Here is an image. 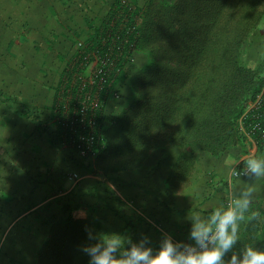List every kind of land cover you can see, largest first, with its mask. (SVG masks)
Masks as SVG:
<instances>
[{"label":"crops","instance_id":"crops-1","mask_svg":"<svg viewBox=\"0 0 264 264\" xmlns=\"http://www.w3.org/2000/svg\"><path fill=\"white\" fill-rule=\"evenodd\" d=\"M114 2L2 0L0 53L8 67L1 68L12 79H0V264H34L49 221L58 217L105 215L109 223L116 222L113 207L119 200L125 211V205L138 207L171 236L188 242V214L215 207L227 186L239 183L227 178V168L247 152L238 158L198 154L191 182L176 193L167 188L171 167L180 154L177 147L152 153L133 170L84 172L86 161L67 145L55 106L75 40L90 37ZM15 33L24 39H15ZM7 40L17 53L16 57L11 53L12 60L19 63L9 61L10 51L3 48ZM256 153L264 154V148ZM72 171L80 173V181L67 178ZM241 180L249 182L248 177ZM251 205L249 215L264 213V191L255 194ZM260 218L264 222V214ZM157 229L144 224L141 230L153 247L162 237ZM125 233L133 235L130 226Z\"/></svg>","mask_w":264,"mask_h":264},{"label":"trees","instance_id":"trees-1","mask_svg":"<svg viewBox=\"0 0 264 264\" xmlns=\"http://www.w3.org/2000/svg\"><path fill=\"white\" fill-rule=\"evenodd\" d=\"M119 1L99 20L92 39H98ZM129 1L140 17L136 59L116 83L120 98L107 106L115 111L107 116L104 129L102 120L103 146L94 165L103 174L133 170L152 153L177 147L180 154L167 188L176 193L191 182L198 154L238 158L247 151L238 118L260 88L264 65L258 70L242 57L241 48L264 19V0ZM84 161L85 173H97ZM121 202L113 207L116 222L109 223L105 215L50 220L34 264H88L80 251L89 242L86 229L126 235L130 226L133 240L140 238L144 224L165 231L138 207L125 205L126 212ZM257 214L243 224L241 245L254 241L255 247L264 248V213Z\"/></svg>","mask_w":264,"mask_h":264},{"label":"built area","instance_id":"built-area-1","mask_svg":"<svg viewBox=\"0 0 264 264\" xmlns=\"http://www.w3.org/2000/svg\"><path fill=\"white\" fill-rule=\"evenodd\" d=\"M139 24L135 6L129 0H120L113 14L105 18L106 27L101 29L98 39L81 38L74 42L63 71L55 112L67 145L81 159H95L103 146L101 123L108 104L120 98L116 87L119 77L135 62ZM238 126L247 145V155L264 147V73L259 90L247 100L238 118ZM67 178L77 182L80 175L72 171ZM230 192L229 185L224 202L230 199Z\"/></svg>","mask_w":264,"mask_h":264},{"label":"clouds","instance_id":"clouds-1","mask_svg":"<svg viewBox=\"0 0 264 264\" xmlns=\"http://www.w3.org/2000/svg\"><path fill=\"white\" fill-rule=\"evenodd\" d=\"M226 175L239 182L231 185L230 199L188 214V242L164 233L158 247H153L147 234L133 240L119 232L86 229L89 242L80 251L88 264H264V248L255 247L254 241L239 243L241 224L258 215L249 211L255 194L264 191V184L256 183L264 181V154H248L231 164ZM241 177H248L249 182Z\"/></svg>","mask_w":264,"mask_h":264},{"label":"rangeland","instance_id":"rangeland-1","mask_svg":"<svg viewBox=\"0 0 264 264\" xmlns=\"http://www.w3.org/2000/svg\"><path fill=\"white\" fill-rule=\"evenodd\" d=\"M142 2V1H141ZM2 4V0H0V6ZM3 9H4V5H3ZM8 11L9 9L7 8V14H8ZM3 13V16L6 15L4 13V11L2 12ZM1 15V13H0ZM2 21V18L0 16V22ZM14 38L15 39H24V35L20 34V33H15L14 35ZM14 38L12 39V42L14 40ZM81 39V38H80ZM83 39V38H82ZM77 40H75L76 42ZM8 40L6 41L5 45H3V48L4 49H8L10 51V54L13 53L14 54V57H16L17 53L14 52L15 50L13 49V45L7 43ZM14 50V51H13ZM242 57L244 59H249L251 62H253V64L257 67V69H261V67L264 65V19L262 20L261 24L259 25L258 29L252 34V37L249 39V42L247 44H245L242 48ZM9 54V55H10ZM5 55L4 54H1L0 53V79L1 81H6L5 78H9V80L12 79V77L6 72V74H4V70H3V67L1 68V66L3 65L4 67H8V63H5L4 62V59L2 57H4ZM11 58H9V61H15V64L16 63H19L20 60H12L13 58V55L11 54L10 55ZM14 59V58H13ZM18 59V58H17ZM18 79H20V76L19 78L17 77V81ZM129 91H127L128 93ZM126 93V94H127ZM116 107V106H115ZM112 108H107L106 110V114L104 116L105 118V121L103 122V129L105 127V124H106V118L107 116L110 114V113H114L113 111H115V108L113 110H111ZM105 142V141H104ZM105 144V143H104ZM227 154V153H226ZM225 154V155H226ZM224 155V153H223ZM231 157V156H230ZM96 159V158H95ZM95 159L93 160H90V165L91 167L93 168V170L95 171H99L96 170L95 168ZM224 195V193H223Z\"/></svg>","mask_w":264,"mask_h":264}]
</instances>
